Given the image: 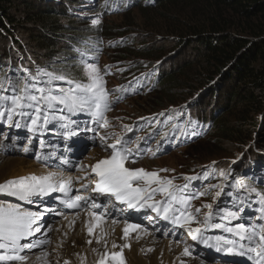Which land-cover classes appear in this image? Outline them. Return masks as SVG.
<instances>
[{
    "label": "trees",
    "instance_id": "16d2710c",
    "mask_svg": "<svg viewBox=\"0 0 264 264\" xmlns=\"http://www.w3.org/2000/svg\"><path fill=\"white\" fill-rule=\"evenodd\" d=\"M64 1H67L66 7ZM75 1L0 0V57L8 54V46L11 42H15L19 48L25 45L36 58L50 55L65 60L66 53L69 51L68 43H78V40L88 36H90V50L103 57V49L106 46L102 40L112 39L121 33L125 35L128 31L127 28L133 26V24H129L127 27L125 22L134 9L139 10L145 20H150L151 17L147 18L149 16L152 18L161 17L166 23L167 35L173 38L178 37L183 41L180 46L183 45V48L186 46L187 49L200 47L198 50L199 62L204 63L206 67L203 70L204 73L197 69L199 62L188 69L185 66H179L181 70L174 68L173 63L165 68L162 67L159 82L154 89L158 86L169 85V91L151 90L149 98L141 99L144 106H139L136 113L146 111V108L153 109L156 106H162L166 102L169 104L160 109L184 102L188 99L187 97L177 104H172L178 98L179 100L183 98V95H179V97L172 95V91L191 88L194 83L198 84L200 77L199 86L188 96L198 94L196 97L198 103L196 108L192 109V114L202 116L205 114V110H209L206 122L211 126V129L202 138L182 147L198 154L201 151L200 142L216 130L218 140L224 139L228 143L232 141L243 143L245 154H256L257 151L264 149V0ZM18 4L23 7L20 18L13 9ZM94 13L97 15L92 16ZM119 14H123V17L126 18L122 25H105L101 21V17L107 18ZM67 18L70 20L69 23H60L61 19ZM97 19L100 23L94 25L92 22ZM24 26L35 28L37 33L34 32L35 35H32L27 32L30 38L28 40L20 39L17 37V32L22 31ZM146 28L148 29V26ZM186 35L188 40L185 38ZM193 43L195 45H192ZM86 46L89 47V45ZM111 48L116 50L115 57L118 60H115L113 64L118 63V69L130 66L135 61H139L140 65L150 64L156 61L154 59L157 56L163 54L162 49H153V46L151 49L142 48L137 51L133 47L125 46ZM178 54H180L179 50ZM175 56L176 53H173L168 58H175ZM163 61L167 62V60ZM226 68L229 69L228 72L224 71ZM65 72L72 74L73 71L66 69ZM226 75L232 77L233 81L231 84L227 83V88H223L227 81ZM214 78L216 79L213 81ZM206 80H208L207 83ZM241 90H246L245 94L239 95ZM255 91L262 93L260 98H257ZM142 95L129 97L127 101L142 98ZM233 96H235V100L240 99V101L236 103ZM218 97L229 99L231 103L235 102L236 104L233 107L231 103L220 105L222 103L220 99L219 103L216 102ZM223 110L236 113L223 118L225 114H221ZM249 114H257L254 122L249 123L251 125L259 124V128L253 133L243 129V125L250 122ZM260 116H262L261 123L260 121L258 123L257 120ZM232 118L239 120L238 127L233 130L230 129L227 122ZM253 140L254 142L250 143ZM191 159L193 160L189 165L200 163L196 157H191ZM226 159L228 158L224 157L221 161Z\"/></svg>",
    "mask_w": 264,
    "mask_h": 264
},
{
    "label": "snow or ice",
    "instance_id": "6c2138e0",
    "mask_svg": "<svg viewBox=\"0 0 264 264\" xmlns=\"http://www.w3.org/2000/svg\"><path fill=\"white\" fill-rule=\"evenodd\" d=\"M94 25L99 24L100 21L93 20ZM89 83L83 84L75 82L71 79H66L63 75H56L51 72H45L44 70H38L36 76L30 78L35 83L29 85L26 81L19 91L13 90L11 95H6L7 88L4 87V82L0 81V121L5 118L9 122V125H15V127H21L19 121L15 120L16 116H24L26 113L23 111L25 108L35 109V114L31 116V124L29 131H37L38 121L43 116V123H49V116L45 112L47 109H55L56 105H63L69 112L75 113L78 111L89 110L93 118L103 119L102 127H108V120L104 116V111L109 110L108 104V92L105 88V81L103 76L99 74L97 65H87L86 68ZM40 76L49 77V83L53 80H66L69 85L67 90L59 89V94H54L52 89L46 90L44 88L37 87ZM30 89L34 90L31 91ZM35 93H40L36 95ZM63 111V109H61ZM64 128H68L69 124L62 125ZM70 134L65 133L66 139ZM105 137H101V141L105 142ZM123 138H117L114 144H108L107 147L112 149L111 155L108 158L99 160L95 165L91 167V172L95 174L97 179L91 181L95 187L93 192L100 195H107L108 197H114L116 201L126 204L128 208H135L137 210L141 208H150L153 212H156L161 219L171 220L179 228H186L189 236L192 240H198V234L201 233V228H192L190 225L196 221L194 213L187 211L190 199L198 198L199 196L206 195L207 192L199 193L192 197L180 195L188 185L183 186L174 185L171 179L161 178L158 172H149L143 168L130 169L125 166L126 162L131 158L135 163V154L131 149H127L124 144ZM139 145H137V152ZM25 153L29 151L27 147L24 149ZM155 155V153H153ZM41 159L39 155L36 157ZM235 163V161H233ZM161 171H167L162 169ZM208 174L205 173V176ZM197 177H186V180L196 179ZM143 182L142 184L140 182ZM240 180H237V184H241ZM71 184V178L67 180H60L59 182L54 180V174L48 173L47 175H28L22 176L16 179H10L0 184V194H6L17 198L18 200H29L32 196L39 194H46L54 191H60L67 193ZM153 184L156 187H151ZM87 187V185H82ZM250 193H256L259 197V220H264V193H258L255 188H247ZM157 193H160L164 200L154 199ZM220 193H217L219 196ZM86 199L82 196H76L75 201H81ZM151 201V202H149ZM182 205L181 208H176L174 205ZM69 207H78L75 202H68ZM93 208L98 207L95 203ZM203 207L212 209L211 204H205ZM243 211V209H241ZM179 212V215H177ZM196 213L200 212L199 208L195 209ZM94 218L100 221L102 217L93 213ZM212 213L209 211L204 216L202 222L204 228H219L222 225L211 224ZM227 218L236 219L238 213L229 212ZM40 214L21 209L18 205H11L0 203V250H4L6 254L0 255V261H7L10 264H23L27 259L26 256L21 253L24 250H32L34 248L41 247L48 241L44 239L33 240L31 242L22 243V241L28 240L29 237H34L36 233L41 231L38 225ZM149 219H151L149 217ZM116 223V221H113ZM94 227V226H93ZM93 227L88 228L89 234H92ZM141 229L139 224H129L125 222L123 228V238H127L131 232H135ZM225 231L233 233L240 240H248L249 247L247 253H253L252 259L254 264H264V224L259 226L253 224L250 227H246L244 224H237L235 228L226 227ZM257 237L259 239L257 240ZM212 238L201 240L202 243L208 244ZM222 237H215L217 242L221 241ZM91 243V241H89ZM225 245H230L226 248V251L230 254L244 255V245L237 244L236 241L224 240ZM254 245V246H251ZM118 247L113 244V248ZM119 252L108 253L105 252L97 264H106V261H111V264H125V257L123 255V249L130 247L125 243L120 246ZM220 250L219 248L217 249ZM148 251H152L149 249ZM11 254H7V253ZM184 255H189L190 251L188 247L184 248ZM47 255L46 253L44 254ZM38 259H40L38 257ZM47 264V261H45ZM64 264H69L65 261Z\"/></svg>",
    "mask_w": 264,
    "mask_h": 264
},
{
    "label": "rangeland",
    "instance_id": "374dc122",
    "mask_svg": "<svg viewBox=\"0 0 264 264\" xmlns=\"http://www.w3.org/2000/svg\"><path fill=\"white\" fill-rule=\"evenodd\" d=\"M66 2L67 1H64L65 7L68 5V4H66ZM71 3H73V2H71ZM52 5L55 6V4H52ZM13 9L17 13V16L20 18L22 16V13H23V7H21L18 4V5H15L13 7ZM96 15H97V13H94L92 16H96ZM150 17H151L150 20H145L144 19V16L139 12V10H135V9L132 12V14L128 17V19H127L126 22H125V19L126 18L123 17V14L114 15V16L107 17V18L106 17H101V21L105 25L106 24H108V25H114V24H116V25H122L123 22H125L126 25H127V27H129V24H133V26H130L129 29L126 27L128 31H127V33L125 35L123 33H121V34L115 35L112 39L108 38V39H106L104 41L107 44H109V43L115 44V42H117L116 45H114V46H119V47H122V46H125V47H133L134 49H136V51L139 50V49H142V48H150L151 49L152 46H153V49L154 48L162 49L163 50V54H160L154 60H156V61L169 60L171 62H168L167 65L169 66V65H171V63H173V67L176 68L177 70H178L179 66H181V67L182 66H185L188 69L192 65H194L196 62H197L196 63V65H197L198 62L200 61L199 60L200 59V56H198V50L200 49V47H197V49L196 48H194V49H187V47L185 46L183 48L182 47L183 45L180 46V44L183 43V41H181L180 39H178V37L177 38H173V37L167 35L168 32L166 31V26H165L166 23L164 22V19L163 18H161V17L157 18V16H155L154 18H152V16H149L147 18H150ZM69 22H70V20L68 18L67 19H61L60 20V23L61 24H66V23H69ZM147 26H148V29L146 28ZM27 32L32 33V35L33 34L35 35L34 32H36V30L33 27H29V26L25 27L24 26V28L22 29V31H18L17 32V37H19L22 40H26V39L28 40V38H30V36L27 35ZM12 34H14V33L12 32ZM122 36H126V40H123L122 39ZM185 38H187V40H188V36L187 35L185 36ZM6 40H7V38H6ZM29 44H30V46H32V44L30 42H29ZM192 45H195V43H193ZM0 48H1V45H0ZM178 50L180 51V54L177 55V51ZM115 51L116 50L114 48L107 47L106 50L103 51L104 54H103V57L101 58L102 59V62H104V63H114L115 60H118L115 57L116 56ZM173 53H176L175 58H168V57L171 56V54L173 55ZM183 58H184V61H182ZM129 59L131 60V58H129ZM163 62H165V61H163ZM116 64H118V63H116ZM113 66H116V65H113ZM197 66H198L197 69L200 70V71H202V72H203L204 68L206 67V65L204 63H202V62H199V64ZM97 68L100 70V67L97 66ZM85 70L86 69H84V71ZM224 71L225 72H228L229 69L226 68V70H224ZM226 76H227V81H226L225 85L223 86V88H227V83L231 84L232 81H233L231 79L232 77L230 78L229 75H226ZM200 79L201 78L199 77L198 84H197V82L194 83L193 87H191V88H184L182 90L181 89H174L172 91V95L177 96V97H179V95H183V98L180 99V100L178 98V100H176L172 104H177L178 102L184 100L185 97H187L188 99H190V98H192L194 96H198V94H194V96H191V97H189L188 95L194 89H196L199 86V83L201 81ZM215 79L216 78H214L213 81ZM202 80H203V78H202ZM109 81L113 82V78H109ZM207 81L208 80H206V83H207ZM169 87H170L169 85L162 86V87H159L158 86L154 90L156 92L157 91H160V90L161 91L168 92L169 91L168 90ZM245 91L244 90H241L239 92V95L245 94ZM149 94H150V92L147 93L146 95H142L143 96L142 98H136V99L128 100L127 102L118 105L115 108V115H117L118 117L115 116V118L124 117L126 120H128V118L130 116V118L132 119L137 114H145V113H149V112H152V111H156V110L160 109L161 107H165L167 104H169L168 102H166L162 106H156L153 109H147L146 108V111H140V112L136 113V111L138 110V107L139 106L140 107L144 106V103L141 102V99H143L144 97L149 98L150 97ZM255 94H256L257 98H260L262 93L260 94V91H255ZM236 95L238 96V94H236ZM137 97H140V96H137ZM233 97H234V101H236V103H238L240 101V99L235 100V96H233ZM219 99L222 102V103H220V105L221 104L225 105V103L226 104H230L231 103V101L229 99L222 98V97H218L217 98V100H216L217 103L220 102ZM205 101H207V100H205ZM236 103L235 102H232L231 103L232 107ZM223 113H225L224 116H223V118H225V117H228L229 115L230 116L231 115H234L236 112L231 113V112H226V110H223L221 114H223ZM256 116H257V114H249L248 115V119L250 120V122H248L247 124L243 125V129L250 130L251 133H253V131H257V128H259L258 127L259 124H257V125H251V124H249V123L254 122ZM261 117L262 116H260L258 118V120H257L258 123H259V121L261 123ZM237 119L238 118H232V119H229V121H227L228 122V125H229V127H230L231 130L236 129V127H238L239 120H237ZM216 136H217V133H216V130H215V132L212 135H208V136L205 137L206 140H205V138H204V140L202 139L203 141L200 142L201 143V146H200L201 151L198 154H194L193 152H191V150L189 151L186 147H182L179 151L174 152V153H171L170 155L162 156V157H157L155 159H148V163L149 164L150 163L151 164H154L153 166H155V167H161V168H163V167H171V168L176 167L177 169H179V167H186L189 164H191L192 163V160H193V159H191V157L192 158L193 157L198 158L197 160H200L198 162H207L209 160H217V161H220L224 157L225 158H233L238 153L244 152V148L245 147H244V144L243 143H237V141L236 142L235 141H232V142L228 143L224 139L218 140ZM5 148H6V146H5ZM95 148H97L98 149V152H99V153H97L98 156H96V160H100V159H102L104 156H106L108 154L107 152L102 151V149H100L98 147H95ZM95 151H97V150H95ZM88 155H85V158L88 157ZM0 156H4L5 158H14V159L15 158L18 159L20 157V158L25 159V162H26L25 165L26 166H28L30 164L31 165L33 164V168L36 169V170H38L41 174L47 175L48 173H53V172H50L51 169L50 170L48 168L45 169L44 167H46V166H44L43 164L40 165V164L36 163L35 160H33L32 158H30V159L28 158L27 159L25 157L18 156L17 153H16V151H14V150H12L11 152H8V153H6V152L5 153H0ZM17 156H18V158H17ZM157 159H162L163 161H161L158 164H155V161ZM31 160H33V161H31ZM86 160H88V161H86L87 163H91L92 162V158H90V159H87L86 158ZM9 169H11V168H9ZM254 169H257L256 166H253L252 167V170H254ZM60 172H62V171L60 170ZM221 172H222L223 175H226L227 172H228V169L221 168ZM53 174H54L55 181L66 180V178L68 177V176H65L64 177V175H57L55 173H53ZM5 177L6 176H0V184H3L4 181L7 180V179H4L3 180V178H5ZM3 202H5V204H7L8 201L3 200ZM3 202H0V203H3ZM11 203H13V202H11ZM11 203H8V204H11ZM16 205H18V204H16ZM20 206H22V205H20ZM30 211H33V210L30 209ZM84 211H85L84 209L83 210L80 209V210H78L76 212H84ZM35 212H38V211H35ZM205 213H206V211L203 210V215ZM70 214H67V215H70ZM53 215H54V218L55 219L53 220L52 223L49 224V226L47 224L45 226V229H44V231L45 230L47 231V230H49L52 227V233H50V235L48 237L50 241L48 240L47 243H45L43 246H41L38 249L40 251V253L43 250H44L43 251L44 253H46L48 251L46 253L47 254L46 256L49 257V258L53 257L54 255L52 253L55 252V250H51L50 249V247H55L54 244H52L51 240H52V238L53 239L55 238L56 232L59 230V227H62V224L65 223V222H67L66 221L67 215H65L66 216L65 217V216H63V214L61 212H54ZM57 224H60V225H57ZM148 235H150V234H148ZM153 237L155 238V240H156L157 243L160 242V241H164V238H162L160 236L154 235ZM115 238H117V236H115ZM120 239L121 238H119L118 239L119 240L118 243H116V245L118 247L113 248V250H110V251L108 250V253H112V251L113 252H119L121 250V247L120 246H123L126 242L124 241V239H122L121 241H120ZM64 241L65 240L61 241V243L63 244ZM174 243H176V242H174ZM144 247H147V246H143L141 248V250H143L142 253H140V255L142 257L149 258L150 256L154 255V249L153 248H148V247L147 248H144ZM65 249H68V248H63V250H65ZM126 249L127 248H124L123 249V255L125 257V264H131V262L129 261V258L130 257L127 254H125V250ZM146 249H152L153 252L152 251H148V250H147V252H144V250L146 251ZM39 251H36L34 254H31V256H35L36 254L38 255ZM151 252H152V254H151ZM65 253H67V252H65ZM37 255H36V257H37ZM188 257L191 260H189L186 257V255H185L184 259L180 260L178 264H189L192 261H194V260H192V258L189 255H188ZM57 260H58V263H56V264H59V261H60L59 258ZM66 260L68 261L67 258H64L62 260L63 263ZM201 261L204 262L203 260H201ZM27 262L28 261L24 262L23 264H27ZM106 262H108V261H106ZM171 264H173V263H171ZM207 264H209V263H207Z\"/></svg>",
    "mask_w": 264,
    "mask_h": 264
},
{
    "label": "bare ground",
    "instance_id": "6f19581e",
    "mask_svg": "<svg viewBox=\"0 0 264 264\" xmlns=\"http://www.w3.org/2000/svg\"><path fill=\"white\" fill-rule=\"evenodd\" d=\"M139 95L141 94H137L135 95V97ZM150 113L152 112H149L148 114ZM79 137H81V135H79ZM2 144L3 145L0 147V153H5V152L8 153L11 152L12 150L15 151L14 148H10V147L5 148L4 145L5 142ZM92 152L94 154L99 153L97 148H94ZM161 161L163 160L157 159L155 161V164H158ZM25 164H26L25 159L20 157L18 159L16 158L14 159V158H5L4 156H0V176H6L5 178H3V180L4 179L10 180L32 174L37 176L44 175L41 174L38 170L34 169L33 164L32 165L30 164L28 166H26ZM146 164L148 165L149 163L147 162ZM153 165L154 164L150 163L148 166H153ZM50 172H53L57 175L68 176L66 180L69 179L70 177L71 179L74 177V174H68L65 171L60 172V170H56V169H51ZM12 199H15V197ZM8 203L11 202L8 201L7 204ZM16 204L18 203H14V202L11 203V205H16ZM29 204L33 206L35 205V201L31 200ZM26 210L30 211V209L28 208H26ZM34 213L40 214L38 225L40 226L41 231L36 233L34 237H31L29 239V242L40 239H44L48 241L49 240L48 237L50 233H52V227L50 226L51 228L47 231L46 230L44 231V229L45 226L47 224L49 226V224L52 223L54 219L50 218V215H46V213L44 214H41L39 212H34ZM63 216H65V214ZM66 221L67 222L62 224V227H59V230L56 232L55 238L54 239L52 238L51 240L52 244H54L55 246V247H50L51 250H55V252L52 253L54 255L53 256L54 258L51 256H50L51 258L45 256L44 255L45 253L43 252L44 250L41 251L40 253V251L38 250L40 247H38L32 249L27 256L24 255L27 257V259L24 262L28 261L27 264H45V261H47V264H56L58 263L57 259L59 258L60 260L59 264L60 263L64 264L62 260L64 258H67L69 264H97V262L101 259V257L105 252H108V250L109 251L113 250V244L118 243L119 238H121L120 241L124 239V241L130 245V247H128L125 250V254H127L130 257L129 261L131 262V264H171V263L178 264L179 261L184 259L185 257V255L183 254L184 248H182L179 243L177 242L174 243L168 239L166 240L164 239V241H160L157 243L155 238L153 237L154 234H151L150 231H145L142 228L135 232L130 231L129 236L127 238H123L124 237L123 228L125 226V222L116 221V223H113V221L105 220V219H101L100 221H97L94 218L93 214L88 211L71 213L70 215H67ZM145 224L148 223L145 222ZM89 227H93L92 234H89L88 232ZM115 236H117V238H115ZM63 240L65 241L62 244L61 241ZM89 241H91V243H89ZM143 246H147L148 248H153L154 255L150 256L149 258L142 257L140 253H142L143 251L141 250ZM63 248H68V249L63 250ZM147 250L149 249H146V251L144 250V252H147ZM244 250H245V244H244ZM36 251H39L38 255L36 254L37 257L36 255L31 256V254H34ZM38 257L40 259H38ZM186 257L189 259L188 255ZM204 261L205 262H202L200 259H196V260L194 259V261H192L189 264L209 263V259L207 258L204 259ZM217 264H225V262L222 263L218 262ZM226 264H234V263L231 262Z\"/></svg>",
    "mask_w": 264,
    "mask_h": 264
},
{
    "label": "water",
    "instance_id": "95a60500",
    "mask_svg": "<svg viewBox=\"0 0 264 264\" xmlns=\"http://www.w3.org/2000/svg\"><path fill=\"white\" fill-rule=\"evenodd\" d=\"M253 142H254V140L252 142H250V143H253Z\"/></svg>",
    "mask_w": 264,
    "mask_h": 264
}]
</instances>
